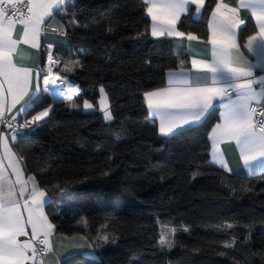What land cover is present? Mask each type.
<instances>
[{
	"label": "trees",
	"instance_id": "obj_1",
	"mask_svg": "<svg viewBox=\"0 0 264 264\" xmlns=\"http://www.w3.org/2000/svg\"><path fill=\"white\" fill-rule=\"evenodd\" d=\"M205 3L199 19L191 9L178 29L207 39L215 3ZM64 8L58 16L70 48L62 64L80 62L64 75L82 93L57 104L44 95L27 117L52 107L49 118L15 143L26 173L50 197L46 213L56 232L84 235L97 253L101 246L99 260L78 253L61 263L264 264V173L248 178L207 163L218 108L199 125L162 137L146 107L143 94L163 87L181 59L187 64V40L154 39L142 0H69ZM254 31L245 25L241 42ZM101 87L111 122L99 109ZM162 225L175 229L168 250L159 244Z\"/></svg>",
	"mask_w": 264,
	"mask_h": 264
},
{
	"label": "snow or ice",
	"instance_id": "obj_2",
	"mask_svg": "<svg viewBox=\"0 0 264 264\" xmlns=\"http://www.w3.org/2000/svg\"><path fill=\"white\" fill-rule=\"evenodd\" d=\"M67 3L69 0H0V125L11 129L12 143L17 141L18 136L15 126L17 116H26L34 109L36 91L40 88L37 83L36 89H32L33 69L17 64L14 57L23 55L19 47L21 44L39 49L40 38L48 28L53 33L67 36L64 23L56 20L66 11L64 6ZM142 3L146 17L151 20L149 28L152 37L183 38L211 46L205 49L204 57H191V68H186L185 60L181 59L178 71H168L166 86L143 94L149 114L159 119V134L172 136L185 127L199 123L210 109L218 106L223 109L222 122L216 124L209 134L211 152L207 163L230 171L221 145L231 142L235 143L250 175L264 173V74L255 75L257 68H264V0H237L236 6L225 0H214L207 40L177 27L181 16L189 12L190 5H195L194 14L199 16L205 7V0H142ZM241 9L248 10L255 21L254 34L247 37L243 48L256 57V63L244 59L240 51L239 29L246 23L240 16ZM70 23L75 24L76 21ZM53 46V42H47L48 67L43 77L44 91L47 92L49 85L59 81L67 89L66 99L71 101L72 95H79L80 89L63 73L74 72L80 62L64 64L58 72H54L52 66L59 64L60 60L54 58ZM193 71L197 75H191ZM39 77L40 71H37V81ZM100 93V111L104 113L105 120H112L103 87ZM214 101L219 104H214ZM17 105H20L19 109L12 114ZM83 107L92 109L94 105L84 100ZM51 112V108H43L31 119H25L19 128L34 130L46 121ZM6 115H10V119ZM0 148L3 150L0 154V264H44L45 255L59 254L52 240L56 235V226L44 212L48 203L46 189L40 187L34 175L25 177L24 158L12 151L8 136L3 131H0ZM5 159L7 167L3 163ZM82 224L87 226V221L83 220ZM223 227L231 229L233 224L226 223ZM174 234L173 227L162 230L160 246L172 248L174 240L169 237H174ZM21 237L27 239L21 240ZM69 239L75 240L76 237H57L61 247H64L62 242ZM100 239L109 242L107 235ZM235 242L236 237H233L232 242L224 246L232 248ZM88 247L92 245L88 244Z\"/></svg>",
	"mask_w": 264,
	"mask_h": 264
},
{
	"label": "crops",
	"instance_id": "obj_3",
	"mask_svg": "<svg viewBox=\"0 0 264 264\" xmlns=\"http://www.w3.org/2000/svg\"><path fill=\"white\" fill-rule=\"evenodd\" d=\"M225 2L226 3H230L232 6H236L237 5V0H225ZM205 5H206V3H205ZM189 7H190V10L191 9L195 10V5H190ZM202 13H203V9L201 10V14L199 16H197L195 14H193V16L196 19H199L201 17ZM187 14H185V15H187ZM185 15H182L181 18L184 17ZM240 16H241V18H244L246 20V23L241 25L240 29H239V43L241 45L240 51L243 53V58L244 59H246L247 61H249L251 63H256V57H254L251 53H249L247 51V49L243 48V44L247 42V38H245L246 40L243 41V42H241V40H240V31H241V29H243L245 27V25H247L249 22H251L253 24L254 28H255V21L251 17L250 12L248 10H246V9H241ZM148 19L150 20V18H148ZM56 20L61 22V23H63L61 21V19L59 18V16L56 17ZM209 20H210V17H209ZM150 24H151V20H150ZM177 27H178V25H177ZM19 28H20V26L18 25L17 26V35L19 34ZM208 35H209V33H208ZM162 38L179 39V40L183 39V38H176V37H161L159 39H162ZM154 39H156V38H154ZM205 40H207V39H205ZM47 42H53L54 43L53 47H55V49H56V56L60 57L61 59L64 58V53H66V51L70 48V46H69L70 45V39H69L68 35L67 36L58 35L57 33H53L51 31V29L48 28L46 30V33L43 34L41 36V38H40V48L39 49H34V48H32V47H30L28 45L21 44L19 47L23 50V55L22 56L21 55H17V56L14 57V61L17 64H21V65H24L26 67H29V68L33 69V73H32V77H33V79H32V89L33 90L36 89V84L37 83H39V85H40L39 90L36 91V96H35L36 104L41 103L42 97L44 95H47V96H49V98H51V95L48 93V91L47 92L44 91V85H43L44 74L41 71L42 66L44 65V60H43L44 59V50H45V48H47ZM186 42H187V53L186 54H188V62L185 65V67L186 68H191V57L193 55H198L201 58L204 57L206 55L205 49L206 48H210L211 46L210 45H206L205 43H199L198 41H188L187 40ZM189 49H191V51H189ZM62 67L63 66H61V68ZM178 70L179 69H177L176 71H178ZM37 71H40L39 81H37V78H36V72ZM262 74H264V68H257L255 70V75L256 76H259V75H262ZM191 75L195 76V75H197V73L195 71H193L191 73ZM68 79L70 81H73L79 87V85L77 84V82L75 80H73L72 78H68ZM164 81H165V85L164 86H166V84H167V74H166V80H164ZM255 87H258V86H255ZM49 88L55 89L52 85H49ZM62 89L65 92L67 90L64 85H62L61 90ZM79 89H80V93L79 94H81L82 90H81L80 87H79ZM153 90H155V89H153ZM75 96H77V95L76 94L72 95V100L74 99ZM52 99H54V98H51V101H52ZM100 99H101V97H100ZM63 100H64L63 102L69 101L67 99H63ZM214 104L218 105L219 102L218 101H214ZM108 106H109V110L111 111L109 100H108ZM19 107H20V105H17L16 109H13L12 114H15L17 112V110L19 109ZM50 108L52 109V107H50ZM215 108H218V110H219V112H218L219 113V116H218L219 120H218V122H216L214 124V126L211 128V130L216 126V124L222 122V120H221V112L223 111V109L219 108L218 106L215 107ZM99 109H100V102H99ZM90 110H92V109H89V111ZM212 111H213V109H210L209 112L206 114V116H208ZM100 112L103 113L102 111H100ZM103 115H104V113H103ZM6 116H8L10 118V115H6ZM206 116L199 123H197L195 125H192L190 127H185L184 129H188V128H191V127L199 125L200 123H202L207 118ZM17 117H22V118H25V119L26 118L27 119H31V117H27V115L26 116L25 115H20V116H17ZM150 117H151V119H154L157 122V126H158V131L157 132H159V119L156 118V117H153L151 115H150ZM48 118H49V116L46 118V120ZM106 121L111 122V120H106ZM41 123H43V122H41ZM180 131H178V132H180ZM210 133H211V131H210ZM4 134L8 136L9 144H10V146L12 148V151L16 153V150H15V143L16 142L12 143L11 136L9 134H7V133H4ZM162 137H171V136H162ZM18 139L19 138H17V140ZM208 143H210V152H211V141L209 140ZM221 148L223 149V151L225 153V158H226V161L228 163L230 171H225L224 169H221L218 166L213 165L216 168H219V169L223 170L224 172H226L228 174H231V175L247 176L248 178L263 174V173L257 172L256 174H251L250 175L248 173L247 169L244 167L243 161L240 158V154H239L238 149L236 148L235 143H231V142L230 143H224V144L221 145ZM2 152H3V150H2V148H0V154H2ZM210 152H209V159H210ZM16 155L18 156L17 153H16ZM3 163H4L5 167H7L8 161L6 159L4 160ZM23 170H24L25 177L31 175V174H27L26 173V171L24 169V166H23ZM8 171L10 172L11 170L8 169ZM36 180H37V178H36ZM46 198H47L48 203H49L50 202V200H49L50 197L48 196L47 193H46ZM47 204H45V206H44V212L48 216V219L51 221L48 213H46ZM28 231L30 233L31 230L28 229ZM55 232H56V228H55ZM61 235L66 236V237H70V238L72 237V236H67V235H64V234L56 232V235L52 238V240H53L54 247H56L58 249L59 254L57 255V254H54V253H48L47 255L44 256V264H57V261L59 262V264H62L61 262L64 259H66L67 257H69V256H71L73 254H78V253L84 254V255H86V257L88 256L89 258H91V257H93L94 255L97 254L96 249H94L95 248L94 245L91 243V241L87 237H84V235H73V237H76L75 240H72V239L64 240L62 242L64 247H61V242H59L57 240V237H59ZM80 236H83L84 239L83 240L79 239ZM20 239L24 240V239H27V237H21ZM88 244H91L92 247H88Z\"/></svg>",
	"mask_w": 264,
	"mask_h": 264
},
{
	"label": "built area",
	"instance_id": "obj_4",
	"mask_svg": "<svg viewBox=\"0 0 264 264\" xmlns=\"http://www.w3.org/2000/svg\"><path fill=\"white\" fill-rule=\"evenodd\" d=\"M7 7V6H6ZM47 51H48V48H45L44 50V65L42 66V73L45 74L46 73V70H47V67H48V58H47ZM52 54L55 57H58L56 56V49L55 47L52 48ZM59 60H60V63L57 64V65H53V71L54 72H58L62 66V59L60 57H58ZM6 118H9L8 116H6ZM257 119H260L261 117H256ZM10 119V118H9ZM25 118H22V117H17V122H16V128H17V131H18V137H21V136H25V135H28L29 133L31 134L32 131H34L32 128H28V129H23V128H19V124H22L24 122ZM0 131H3V133H7L9 134L11 132V129H9L7 126L5 125H0Z\"/></svg>",
	"mask_w": 264,
	"mask_h": 264
},
{
	"label": "rangeland",
	"instance_id": "obj_5",
	"mask_svg": "<svg viewBox=\"0 0 264 264\" xmlns=\"http://www.w3.org/2000/svg\"><path fill=\"white\" fill-rule=\"evenodd\" d=\"M75 61H71V62H67V63H64V64H72V63H74ZM64 64H62V66H64ZM65 73H63V75H64ZM68 74V73H67ZM58 89V88H57ZM59 90H61V88H59ZM63 90V89H62ZM51 91V90H50ZM52 93H53V91H52ZM65 95L67 94V92H65L64 93ZM64 99H66V98H64ZM53 100H55V99H53ZM55 101H64L63 99H60V100H55ZM68 102V101H67ZM85 109V108H84ZM86 111H89V109H85ZM93 110V109H92ZM91 111V110H90ZM167 227H169V226H167V225H162L161 226V232H162V230H166V228ZM174 236H175V234H174ZM170 239H173L174 240V237L173 236H170L169 237ZM163 249H170V248H167V247H162ZM98 253L96 254V255H94L93 257H91L90 259H93V260H99L100 258H101V256H102V251H101V246H99L98 248Z\"/></svg>",
	"mask_w": 264,
	"mask_h": 264
},
{
	"label": "bare ground",
	"instance_id": "obj_6",
	"mask_svg": "<svg viewBox=\"0 0 264 264\" xmlns=\"http://www.w3.org/2000/svg\"><path fill=\"white\" fill-rule=\"evenodd\" d=\"M55 89L53 88H49L48 92L51 94L52 97L55 98V96H61V95H64L65 91L63 90H59L57 88L61 87L62 85L59 83V81H57V83L55 85H52ZM51 90V91H50ZM66 90V89H65ZM53 91V93H52ZM67 92V90H66ZM51 97V98H52ZM55 101V100H54ZM55 102H58V101H55Z\"/></svg>",
	"mask_w": 264,
	"mask_h": 264
},
{
	"label": "water",
	"instance_id": "obj_7",
	"mask_svg": "<svg viewBox=\"0 0 264 264\" xmlns=\"http://www.w3.org/2000/svg\"><path fill=\"white\" fill-rule=\"evenodd\" d=\"M60 88H62V86H61ZM52 102H53L54 104H57V103H64L63 101L55 102L53 99H52Z\"/></svg>",
	"mask_w": 264,
	"mask_h": 264
}]
</instances>
